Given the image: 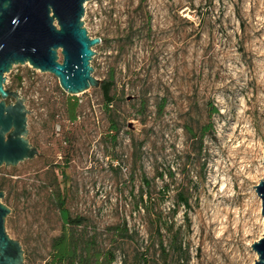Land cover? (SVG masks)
<instances>
[{
    "label": "rangeland",
    "instance_id": "374dc122",
    "mask_svg": "<svg viewBox=\"0 0 264 264\" xmlns=\"http://www.w3.org/2000/svg\"><path fill=\"white\" fill-rule=\"evenodd\" d=\"M84 20L102 39L94 76L114 77L111 112L101 88L73 96L28 64L6 74V88L27 99L29 139L40 152L0 168L7 231L25 264L50 259L63 230L58 194L101 246L113 243L114 264H138L142 254L149 264H179L168 244L179 229L188 264H254L252 244L264 235L254 188L264 177V0H89ZM143 175L152 181L149 211L136 208ZM181 191L190 207L173 214ZM124 221L131 237L112 229ZM172 223L161 230L165 261L157 226Z\"/></svg>",
    "mask_w": 264,
    "mask_h": 264
},
{
    "label": "water",
    "instance_id": "95a60500",
    "mask_svg": "<svg viewBox=\"0 0 264 264\" xmlns=\"http://www.w3.org/2000/svg\"><path fill=\"white\" fill-rule=\"evenodd\" d=\"M89 0H0V168L16 167L40 156L29 139L27 99L19 90L6 88V74L17 65H30L51 73L68 94L78 96L100 88L94 76V47L102 43L92 37L84 20ZM14 99L8 102V99ZM264 166V159H263ZM262 200L264 215V177L254 186ZM0 190V264H25L26 251L20 240L7 231L11 209ZM264 264V235L252 244Z\"/></svg>",
    "mask_w": 264,
    "mask_h": 264
},
{
    "label": "trees",
    "instance_id": "16d2710c",
    "mask_svg": "<svg viewBox=\"0 0 264 264\" xmlns=\"http://www.w3.org/2000/svg\"><path fill=\"white\" fill-rule=\"evenodd\" d=\"M113 85L114 77L112 76L111 80L102 82L100 87L105 100L107 112L112 111L111 106H113L116 100L115 95L112 93ZM78 106L79 100L75 98L74 101L70 103L69 110V118L72 122L76 121L78 118ZM213 110L214 112H218L216 108ZM111 122V131L113 133L110 136L112 137L113 141H116L120 127L113 118L111 119ZM211 127V125L204 127L199 138L200 148L203 147L204 137L207 135ZM187 130L196 137L193 128L188 127ZM160 177L163 178L164 174L161 173ZM142 182V190L139 194V201L136 203V208L149 211L148 205L152 203V199L151 197L145 199L144 192L151 188L152 181L143 175ZM168 190L169 185L165 184L162 194L165 196ZM56 205L60 211V216L63 221V230L61 234L55 236L52 239L50 259L46 262V264H114L117 259V253L113 243L108 247L101 246L98 242L97 235L90 234V232H88L86 217L73 216L69 208H67L65 199L61 194H58L57 196ZM182 205L185 207H190L189 196L184 191L178 193L177 200L175 201L174 208L172 210L173 214H176L178 208H180ZM166 224L168 225V223ZM163 227L166 229V231L167 229L172 230L174 228V223L170 224L169 227H166L165 225L157 226L159 236L157 245L162 251L164 260L167 261V245L161 233ZM112 229L115 231L117 237H131L127 221H124L121 225L114 226ZM180 233V229L175 231L168 244L171 247V250H173L174 255L178 257L179 264H188L189 258L186 257L187 249L184 247V241L182 237H180ZM138 259V264H149L147 257H145L144 254H142Z\"/></svg>",
    "mask_w": 264,
    "mask_h": 264
}]
</instances>
